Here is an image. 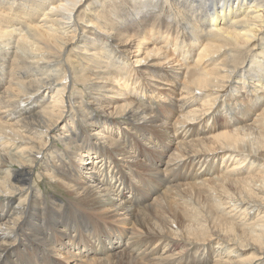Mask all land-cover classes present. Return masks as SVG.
I'll use <instances>...</instances> for the list:
<instances>
[{"label": "bare ground", "instance_id": "1", "mask_svg": "<svg viewBox=\"0 0 264 264\" xmlns=\"http://www.w3.org/2000/svg\"><path fill=\"white\" fill-rule=\"evenodd\" d=\"M168 39L179 59L161 46L142 47ZM132 51L143 57L130 70ZM187 52L196 65L182 72ZM148 59L146 69L133 70ZM119 77L130 84L120 101L105 102L114 93L106 83ZM157 82L180 87V99L142 101L162 90ZM250 116L253 124L240 128ZM167 127L180 139L159 156L149 129ZM93 128L114 140L88 134ZM144 140L154 147L140 148ZM118 157L128 159L124 167ZM230 159L237 165L221 176L206 168ZM127 172L130 184L119 177ZM36 177L63 188L68 203L46 196ZM90 178L106 199L88 187ZM113 179V195L128 194L117 207L102 188ZM218 180L242 186L234 193L223 186L222 198L209 200L225 226L211 232L178 213L174 230L180 188L208 198ZM119 212L128 218L116 220ZM141 216L156 229L143 231ZM114 223L122 233L110 232ZM53 234L65 235L71 251ZM244 251L247 259L229 261ZM212 261L264 264V0H0V264Z\"/></svg>", "mask_w": 264, "mask_h": 264}, {"label": "rangeland", "instance_id": "2", "mask_svg": "<svg viewBox=\"0 0 264 264\" xmlns=\"http://www.w3.org/2000/svg\"><path fill=\"white\" fill-rule=\"evenodd\" d=\"M147 36L148 35H146V36H144V38H147ZM154 45H157V46H161V49H163V51H165V50H167V49H169V51H168V55H171V59H175V58H177V59H179L180 58V55H182V52H180L178 49H179V47L176 49V51L175 52H173V47L171 46L172 44H171V39H168L167 41H166V43H162V42H160V40H157V41H152V43H144L143 45H142V47L145 49H148V50H150L151 48H153L154 47ZM168 45V46H167ZM169 46H171V47H169ZM134 51V50H133ZM132 51V52H133ZM197 53V51L195 52V54ZM135 54V55H134ZM139 54V55H138ZM191 55V58H190V55H189V52H187L186 53V55L185 56H189V58L185 61L186 63H185V65H184V67H185V69H183V70H181L182 72H185L186 70H187V68H189V69H194V67H195V65H196V55ZM131 60H130V62H129V68H130V70L133 68V61H135V59H140V58H142L143 56L142 55H140V52L139 53H135V52H133L131 55ZM149 60L150 59H148L147 61H145V62H141L140 64H136V68H134L133 70H135V71H140V70H142V69H146L147 68V66H149ZM130 63H131V65H130ZM180 64V63H179ZM97 82H100V80H98ZM125 82H126V84H130L129 82L127 83V81H124L123 79H121L120 77L117 79V80H110V81H108L107 83H106V85L109 87V88H113L114 90V93L113 94H111V93H106V94H104V95H106L105 97L107 98L106 99V101L105 102H107V103H109V102H114V98H116L117 96H118V100L120 101L121 100V96L120 95H117V94H120L121 93V91H126V89H124V86H125ZM131 82V81H130ZM152 83H156V81H153ZM159 82H157V84H158ZM111 84H112V86H111ZM160 84V83H159ZM163 84V83H162ZM162 84H160V85H162ZM130 86V85H129ZM161 88H162V90L161 91H154L155 89H152L153 90V93L152 94H145L144 96H142L141 98V100L142 101H144V102H146V101H148V100H150V99H152V97L153 98H156V97H154V95H158L159 94V96H161L162 97V99L164 100V101H168L167 99H166V95H170V97L172 96V97H174L175 98V100H178V99H180V97L181 96H179V93H180V87H175V84L172 86V85H170V84H163L162 86H160ZM171 87H174V92H171ZM130 88H132V86H130ZM116 92V93H115ZM130 92L131 93H133L132 92V90L130 89ZM197 94H198V92H196ZM138 96V98H139V95H135V97H137ZM85 99V98H84ZM144 99V100H143ZM200 99V98H199ZM198 99V100H199ZM86 100V99H85ZM109 100H111V101H109ZM150 101H152V100H150ZM175 116L176 115H172L168 120H167V123L168 124H171V123H173V121H174V119H175ZM251 117H254V116H250V118ZM248 118H249V116H248ZM220 120H218V124H220L221 126H224L225 125V122L227 121L225 118H222V117H220L219 118ZM251 124H253V118H251V119H248L247 121H246V123H242V124H240V125H238L240 128L242 127V126H247V125H251ZM211 126V125H210ZM153 129H155V128H151V129H149V135L151 136V140H155L156 141V143H158V146L157 147H155L154 149H157V151L155 152V154L156 155H161V154H163V152H164V147L166 148L167 146H169L168 145V143H169V141L171 142L170 144H173V142L175 141L174 139L177 137H179V133L176 135V137H173V133L172 132H170V128L169 127H167V128H165L164 130H162V131H156V130H153ZM244 129H246V127L244 128ZM96 130V128H93V130L92 129H90L89 130V132H88V134H90V135H92V136H101L102 138H104V137H107L108 138V140L106 139V140H102L103 142H105L106 143V141H108V142H110V141H113L114 139H113V136L112 135H110L109 133H101L99 130L100 129H97L96 130V132H94ZM164 131H165V133H164ZM255 131H256V129H254L253 130V132L255 133ZM97 133V134H96ZM112 134H113V132H112ZM167 134V135H166ZM253 136H255V134L253 135ZM141 139V138H140ZM179 139H180V137H179ZM179 139H177V140H179ZM176 140V141H177ZM189 140H191V139H188V140H186V141H189ZM46 142L47 143H50V140L49 139H47L46 140ZM141 142V141H140ZM143 143V144H142ZM142 143H140V148H142V149H144L148 144V147H154V145L153 144H151V143H149V141L147 142V140H144V142H142ZM145 143V144H144ZM148 143V144H147ZM157 145V144H156ZM164 146V147H163ZM175 148V146L174 147H171L170 148V150H173ZM132 156V155H131ZM38 159L40 158V156L39 155H37L36 156ZM150 158H154V157H150ZM118 160H120V159H122L121 157H118L117 158ZM129 159H131V158H129ZM119 162V164L120 165H122L123 167L125 166V162H128V159L127 160H124V162L123 161H118ZM261 163V162H260ZM142 164V162L140 163V165ZM149 165V164H148ZM235 165H237V164H234V163H231V159L229 160V161H226V162H224L223 164H222V162L221 161H219V162H217V161H215L213 164H211V165H208V166H206V168H210V169H216V171H218V173H219V176H221L220 174L222 173V172H224L226 169V171H229L233 166H235ZM149 166H151V167H157L158 165L157 164H155V163H152V164H150ZM105 170V166H102V168L100 169V170ZM111 169L112 168H110V170L109 171H111ZM125 170V172L127 171L126 169H124ZM201 170H204V168H202ZM113 171V170H112ZM221 172V173H220ZM128 174H126V175H124L123 173L122 174H120L119 175V177L124 181V182H128L129 184H130V182H129V178H131L132 176H134L132 173H129V172H127ZM145 173V172H144ZM87 174H84V177H88V175L86 176ZM138 175V177H139V174H137ZM144 175H147V174H144ZM143 175V176H144ZM218 175H213L212 177H217ZM34 179H35V177H34ZM33 180V179H32ZM89 181L87 182L88 183V187H91V189H93V191H94V194H97L96 195V197L97 198H101V199H106L107 198V196H105V194L104 193H101V189H96L94 186H96V183H94L93 182V178H90V179H88ZM38 181H41V182H39V184H40V186H41V189H42V192L43 193H45V195L46 196H54V198L56 199V200H59V201H65V202H67L68 201V198L65 196V192H64V190H63V188H58V187H54V188H56V189H52V186H53V184H51V185H49L45 180H43V179H37V177H36V184L38 183ZM220 180H218V181H215V182H212V184H211V186H212V188H214V190L213 191H211L212 193L214 192V193H216V194H212L211 195V192H210V194L208 195V198L206 197V196H203L201 193L200 194H198L197 192H195L192 188H186V187H183V188H180V191H181V201L180 200H177V204L176 205H174L173 206V213L174 214H172L173 216H175V218H176V220H175V224H172L171 226H172V228L174 229V228H176L177 226H179V224L181 223L180 222V219L176 216L178 213H180L181 215L183 214V216H186V217H196L198 220H200V222L202 223V224H205V226H207L208 228H210V231L212 232V230L214 229V230H216L217 229V227L218 228H220V226H225V224H224V222H222V219L221 218H219V219H215V216H218V215H215L213 212H210L209 211V204H212V203H210V199H212L213 197H214V199L216 200L217 198L220 200L221 198H222V195H224V193L223 192H225V190H227L228 188V190L229 191H232V193H234V191H236V189H238V190H240L241 188H242V186L241 185H237V186H235V183H234V185L232 184V186H227L228 184H225V183H222V185L220 184L221 182H219ZM114 183H115V179H113L112 180V182H111V185H102V188L103 189H107V190H109V191H111V193H109L108 194V197H111L112 199H113V201L115 202V206L117 207V205H118V203H120V202H122L124 199H126L127 198V195L128 194H125V196L124 197H115L114 195H113V190H112V188H110V187H113L114 186ZM133 183L135 184L136 182H135V180H133ZM217 184V185H216ZM219 184V185H218ZM142 185V184H141ZM221 186V187H220ZM223 186H225V187H227L225 190H221V188L222 189H224L223 188ZM36 187V186H35ZM98 187H100V186H98ZM211 188V189H212ZM218 188V189H217ZM185 189V190H184ZM189 189V190H188ZM217 189V190H216ZM47 190V191H46ZM147 190L149 191V188H147ZM220 190V191H219ZM227 190V191H228ZM216 191V192H215ZM48 192V193H47ZM218 192L221 194H218ZM222 192V193H221ZM111 194V195H110ZM211 195V196H210ZM228 197L227 198H230L229 200H232L233 199V196H229L228 194H226ZM114 196V197H113ZM215 196H217V197H215ZM117 199V201H116V199ZM217 199V200H218ZM118 200H120V201H118ZM68 203V202H67ZM186 203V204H185ZM180 204H182V205H180ZM214 204H215V202H214ZM213 205V204H212ZM115 207V208H116ZM175 207V208H174ZM224 208V207H223ZM223 208L221 209V211L223 210ZM179 210V211H178ZM207 210V211H206ZM136 211H138L137 209H136ZM207 213H206V212ZM122 213L123 212H119V217L118 218H116V220H119V221H121V220H126L127 218H128V216L126 217V216H121L122 215ZM185 213V214H184ZM190 215H192V216H190ZM207 215H208V218H207ZM255 215H256V211H254L251 215H250V217L248 218L249 219V221H248V223H251V222H253V221H255ZM202 216H204V217H202ZM227 216V215H226ZM251 216H252V218H251ZM125 217V218H124ZM141 217H145V216H141ZM206 217V218H205ZM228 217V216H227ZM205 219V220H204ZM221 219V220H220ZM218 220V221H217ZM220 220V221H219ZM228 220V219H227ZM239 220V218H236V221H238ZM230 221V219L227 221V223ZM205 222V223H204ZM219 222H220V225H219ZM235 222V221H234ZM141 223H143L144 225H142ZM148 223H150V225L148 224ZM218 223V224H217ZM224 224V225H223ZM177 225V226H176ZM211 227H210V226ZM214 225H215V228H214ZM217 225V226H216ZM108 228H109V230H110V232L111 233H122L123 232V229H120L119 228V224L118 223H114V224H112V225H106ZM140 226L142 227V228H144L143 229V231H145V229L146 228H149L150 227V229H153L155 226H153V224H152V222H151V220H149L148 219V217H145V221L143 222V220H142V222H140ZM153 227V228H152ZM155 229H156V227H155ZM154 229V230H155ZM223 229H224V227H223ZM175 230V229H174ZM225 230V229H224ZM226 231V230H225ZM126 236H123V238L121 239V240H119V241H121V243H123V241H125V240H127L128 239V235L127 234H125ZM53 236H54V238H56V240H58V242H60V247H62V248H64L65 250L66 249H69L70 251H71V247L70 248H68V247H66L67 245H69L68 244V242L65 240V238H66V236L65 235H62V237H61V239L58 237V235L57 234H53ZM89 237L90 238H97V233L96 232H92L91 234H89ZM119 241H118V243H119ZM94 241L92 240V243H93ZM126 243V242H125ZM124 243V244H125ZM66 246H65V245ZM96 245H97V243H95ZM100 245H102V244H100ZM122 245V244H121ZM119 246V245H118ZM100 247V246H99ZM123 247V245L122 246H120L119 248H122ZM157 247V246H156ZM155 247V248H156ZM146 249V250H145ZM152 249H153V246L152 247H150V248H144L143 250H141V251H145V252H148L149 253V251H152ZM84 249H82V251H83ZM158 250H159V248L158 249H155V251H154V253L156 254L154 257H158L159 256V254H161V252L159 251L158 252ZM24 251V250H23ZM72 251H73V249H72ZM229 251V250H228ZM113 251H111L110 253H112ZM75 253V252H74ZM77 253V252H76ZM249 253H250V251H244V252H239V253H233L232 255H231V257H229V261L231 262V263H233V262H235V261H237V260H245V259H247V256L249 255ZM100 254V253H99ZM97 258H102V256L101 255H97ZM212 260L214 259V257L213 258H211ZM227 258H224V260H226ZM228 262V261H227ZM213 263V261L211 262V264Z\"/></svg>", "mask_w": 264, "mask_h": 264}]
</instances>
